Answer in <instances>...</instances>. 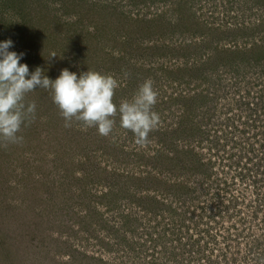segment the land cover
<instances>
[{
  "label": "rangeland",
  "instance_id": "1",
  "mask_svg": "<svg viewBox=\"0 0 264 264\" xmlns=\"http://www.w3.org/2000/svg\"><path fill=\"white\" fill-rule=\"evenodd\" d=\"M9 39L30 73L112 75L117 107L153 79L159 124L139 146L28 93L0 264H264V0H0Z\"/></svg>",
  "mask_w": 264,
  "mask_h": 264
},
{
  "label": "clouds",
  "instance_id": "2",
  "mask_svg": "<svg viewBox=\"0 0 264 264\" xmlns=\"http://www.w3.org/2000/svg\"><path fill=\"white\" fill-rule=\"evenodd\" d=\"M11 47L10 39L0 42V144L22 142L18 133L22 125L34 119L36 108L34 101L26 102V96L37 88L50 90L65 127L76 121L86 128L95 127L107 137L119 114L120 126L134 134L135 143L139 146L148 143L149 134L159 124V114L154 111L158 91L153 79H145L131 99L121 100L117 107L113 97L119 85L112 75L88 69L78 76L65 68L50 79L40 67L30 73L28 66L20 63L23 53L9 51Z\"/></svg>",
  "mask_w": 264,
  "mask_h": 264
}]
</instances>
